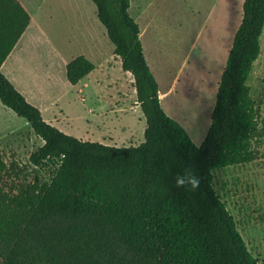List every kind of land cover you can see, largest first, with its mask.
I'll return each mask as SVG.
<instances>
[{
  "label": "trees",
  "instance_id": "obj_1",
  "mask_svg": "<svg viewBox=\"0 0 264 264\" xmlns=\"http://www.w3.org/2000/svg\"><path fill=\"white\" fill-rule=\"evenodd\" d=\"M92 1L123 70L134 77L145 141H83L46 122L2 71L31 16L19 0H0V101L44 142L30 163L49 174L29 181L23 168L0 158V264H259L214 181L220 170L255 161L264 137L249 85L262 53L264 0L244 1L201 146L162 106L131 0ZM94 69L79 56L67 66L68 81L77 85ZM191 175L200 178L196 190Z\"/></svg>",
  "mask_w": 264,
  "mask_h": 264
},
{
  "label": "rangeland",
  "instance_id": "obj_2",
  "mask_svg": "<svg viewBox=\"0 0 264 264\" xmlns=\"http://www.w3.org/2000/svg\"><path fill=\"white\" fill-rule=\"evenodd\" d=\"M30 1L32 5L55 7L61 12L76 0ZM83 1L97 8L92 0ZM131 1V13L145 31L141 41L146 59L161 89L170 91L163 102L165 111L186 129L197 146H201L211 126L222 74L243 20L244 0H141L146 7L145 13L138 11V0ZM58 17L66 29L63 14L58 13ZM99 24L106 32L104 50L110 53L115 46L106 28L100 21ZM262 48L264 50V43ZM101 58L96 56L92 62L97 64ZM116 72L125 96L130 93L129 79L121 76L120 69L117 68ZM129 77L134 80L132 75ZM249 85L253 98L260 105L261 127L264 128V51L255 62ZM79 88L64 95L60 107L70 118L67 120L70 123L68 131L77 135L74 137L80 135L82 138L88 125L81 119L83 105ZM106 94L110 93H102ZM135 98L137 100V95ZM139 118L145 120L142 109L126 113L123 121L126 126V142L123 144L126 147L138 146L145 141L144 124ZM120 125L123 124L120 122ZM42 144L29 123L0 101V158L9 165L17 164L23 168L22 178L30 181L39 174L42 180H46L49 179L47 171L35 169L30 163V156ZM258 150L255 161L216 172L214 188L237 220L249 250L259 264H264V137Z\"/></svg>",
  "mask_w": 264,
  "mask_h": 264
},
{
  "label": "crops",
  "instance_id": "obj_3",
  "mask_svg": "<svg viewBox=\"0 0 264 264\" xmlns=\"http://www.w3.org/2000/svg\"><path fill=\"white\" fill-rule=\"evenodd\" d=\"M19 1L29 12L31 23L3 64L4 75L29 103L41 110L46 122L71 136L77 135L68 131L67 127L70 123L67 120L70 118L60 104L64 95L80 86L78 93L82 94L83 105L81 119L87 123L88 131H85L82 138L80 135L76 138L124 147L126 126L123 121L126 113L142 108L138 98L137 100L135 98L137 90L133 85L134 80L129 77L132 73L123 70L122 59L115 50L110 49V53L104 50V44L107 45L106 32L99 24L98 9L83 0H76L71 6L62 8L61 12L55 7L32 5L30 0ZM138 1V11L145 13V5L141 0ZM131 11H133V1H131L130 13ZM58 13L63 14L66 29L60 24ZM144 33L141 28V39ZM262 43H264V31L261 37ZM263 51L262 48V53ZM79 56H84L90 61L96 56L102 58L97 64L93 62L95 69L88 76L77 85H72L67 78V66ZM117 68L121 70V76L129 79L130 93L125 96L121 92L123 87L119 86ZM102 93L110 94L102 95ZM169 94L170 91H163L159 84L162 106ZM119 98L122 99L121 103ZM163 108L165 110L164 106ZM139 121L144 124L145 137L146 119L139 118ZM120 122L123 125H120ZM96 130L104 133H97Z\"/></svg>",
  "mask_w": 264,
  "mask_h": 264
},
{
  "label": "clouds",
  "instance_id": "obj_4",
  "mask_svg": "<svg viewBox=\"0 0 264 264\" xmlns=\"http://www.w3.org/2000/svg\"><path fill=\"white\" fill-rule=\"evenodd\" d=\"M184 171L186 173H191L190 168H185ZM188 183L191 185V190H196L200 186V178L196 177L195 175H191L190 179L188 180ZM175 186L177 188H182L185 186V180L182 177H180L179 175L176 178Z\"/></svg>",
  "mask_w": 264,
  "mask_h": 264
}]
</instances>
